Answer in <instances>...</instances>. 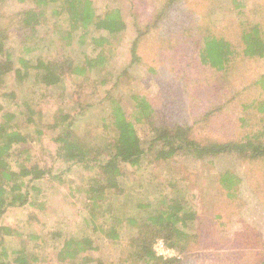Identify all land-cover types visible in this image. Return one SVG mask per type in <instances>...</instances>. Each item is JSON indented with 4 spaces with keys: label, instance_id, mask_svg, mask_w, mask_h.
Returning <instances> with one entry per match:
<instances>
[{
    "label": "trees",
    "instance_id": "1",
    "mask_svg": "<svg viewBox=\"0 0 264 264\" xmlns=\"http://www.w3.org/2000/svg\"><path fill=\"white\" fill-rule=\"evenodd\" d=\"M16 1L22 5L23 10L9 18L0 12V83L11 74L20 85L35 81L43 88L64 89L70 83L73 88L72 96L81 110L80 115L84 116L96 105L84 100L86 86L96 92L101 84L108 82L106 77L99 80L102 68L108 61L102 51L110 48L114 52L111 46L115 44L110 45L108 38L117 37L127 30L128 23L123 12L113 9L99 13L92 0ZM181 1L173 0L168 5L164 3L159 10L156 9L149 15L147 21L142 20L146 23L142 24L141 21L136 24V36L130 48L132 64L142 61L143 43H148L147 40L153 41L156 38L153 36L158 34L160 25L165 21H168L166 29L161 33L160 40L156 41L162 43L164 39L161 37H165L167 51L174 56L173 60L177 63L172 70L182 66L175 58L176 52L182 55L183 51L191 58H196L185 67L197 65L210 68L214 71L215 78H224L223 74H230L234 65L240 61L264 60V21L261 17H254L259 15L257 10L247 12L248 16L242 11L238 13L241 20L232 22L231 38L225 35V31L222 34L215 32L218 27L215 16L217 11H212L210 20L213 25L208 28L202 26V14H196L197 9H193L183 23L185 31L174 30L173 18L167 19L171 16V10L185 2L180 3ZM2 2L4 0H0V4ZM49 9L54 16H65L67 19L69 33L62 39L72 38L73 33L81 31L79 43L85 44L90 38L94 45L102 48L100 53L94 58L85 55L83 61L70 56L59 59L44 58L40 54L33 59L30 56L33 51L43 49L40 45L43 39H35L39 27L46 21ZM14 32L21 33L19 36L24 37L20 42L21 53L16 57L10 41ZM95 33H101V36L97 38ZM29 42L30 45L27 44ZM184 45L187 48L189 45V50L183 49ZM149 70L152 74L158 71L154 67ZM122 76L120 74L117 77V82ZM160 78L162 81L165 79ZM252 88L256 89L255 94L248 95L249 99L247 97L241 100V91L236 93L238 87L235 85L230 87L226 95L223 85H209L203 93L207 94L208 99H214L211 102L212 107L194 112V121L191 124L163 121L157 117L158 110L153 103L155 99L149 97L146 89L132 96L133 107L128 111L120 99L112 96L110 92L106 93L102 102H99L107 103L106 111L98 120V128L92 129L93 133H99L98 136H108L100 140L97 137L91 140L88 132L83 130L86 128L76 125L79 119L75 122L67 112H58L52 125L41 123L35 118L39 114L32 101H24L21 105L23 110L19 106L18 111H5L1 116L0 220L8 212L26 207L33 196L31 191L39 192L38 185L43 180L56 177L62 181L64 173L83 170L86 174L82 178L85 182L84 188L75 189L72 194L84 193V205L88 213L84 221L90 228L93 227L91 235L99 231L104 240L116 245L120 256L117 264H179V260L166 261L156 257L153 244L157 239H163L168 246L179 250L182 255L189 253L192 244L199 245L203 240L202 224H196L202 216L187 200L171 197V194L160 196L163 200L156 204L141 196L134 200L123 186L124 178H128L130 168L139 170L145 156L150 153L158 162H174L183 156L201 162L207 168L213 165L207 163V160L232 155L244 166L243 178L234 171H218L216 174L221 190L227 191L233 204L238 201V190L243 180H246L254 194L264 203V73L256 74L251 84L244 86L242 91L250 92ZM182 95L183 93L180 97ZM8 97L15 99L16 94L11 93ZM218 98L220 100L216 101ZM229 107L239 110L233 120L222 115ZM24 113L28 116L25 117ZM20 114L24 117L23 123L17 122ZM129 114L133 115L135 123L148 125L153 136L148 144L143 143ZM206 124L207 129L204 127ZM23 126L36 128L39 136L47 131L54 132L52 142L55 147L54 151L51 150L54 155H51L62 169L59 174L54 176L52 168L50 170L38 158L33 159L28 135L22 131L25 129ZM222 128L228 129L224 135H221ZM206 131L211 137H206ZM93 133L91 132L92 135ZM216 219L221 218L215 216L213 224ZM19 228L21 226L0 225V264L39 262L38 255L30 248L31 242L39 237L32 234L29 239H22L24 234ZM125 229L133 232L129 239H122ZM62 235L55 234L61 242L57 253L60 263L86 264L92 261L85 254L99 249L94 236ZM10 242H17L18 246L14 247Z\"/></svg>",
    "mask_w": 264,
    "mask_h": 264
},
{
    "label": "rangeland",
    "instance_id": "2",
    "mask_svg": "<svg viewBox=\"0 0 264 264\" xmlns=\"http://www.w3.org/2000/svg\"><path fill=\"white\" fill-rule=\"evenodd\" d=\"M99 13L108 10L120 9L128 23V28L117 37H109L111 48L103 49V56L108 59L107 64L102 68L99 78L106 77V84H101L96 92L86 86L84 90V100L91 104H96L84 116L80 115V109L76 105L72 96L73 88L70 83L67 86L57 89L43 88L35 81L26 82L22 85L16 83L15 77L11 74L0 83V122L5 111L16 110L24 101H32L34 109L39 114L35 118L48 125L55 123V117L61 112L72 115L77 126L83 125L86 128L91 140L95 137L107 138L108 136L97 135L93 130L98 128V120L106 111V102H102L106 93L120 99L126 111L133 106L132 96L146 89L150 98L158 110L157 117L163 121L193 123L194 112H199L205 107L211 106L214 99H208L203 93L209 85H223L225 95L232 85L238 87L239 99L245 100L248 95L255 94L252 91H242L244 86H248L253 81L256 74L264 73V60L260 61H240L234 65L230 74H223L224 78L216 77L214 71L204 66L185 67L196 58L183 51L182 55L176 52V58L181 63L177 70H172L177 63L167 51V41L160 40L161 33L166 29L168 21L160 25L158 34L153 37V41L147 40L143 43L141 53L142 61L138 64L131 63L130 48L132 40L136 36V24L142 20L147 21L151 13L159 10L162 5H168L173 0H92ZM185 1V2H184ZM235 1V3L233 2ZM184 2V3H183ZM178 8L171 10L173 18L172 28L185 31L183 23L187 20V14L191 10L197 9L196 14H202L201 23L203 28H208L212 24L210 16L212 11L218 21L215 32L232 38V22H238L241 18L239 12L249 15L247 12L257 10L259 15L254 17L264 21V0H182ZM23 10L21 4L16 0H4L0 4V12L9 18ZM232 10L233 13H232ZM218 15V17H217ZM142 24L146 22H141ZM140 24V23H139ZM170 24V23H169ZM69 24L65 16L56 17L49 9L46 21L39 27L37 39H43L40 44L41 50L33 51L30 56L41 55V57H51L53 59L70 56L71 58L83 61L86 56L96 57L101 47L94 45L90 38L85 44H80L78 38L81 31L73 33L72 38L62 39L68 36ZM62 31V33H59ZM68 32V33H67ZM21 33L14 32L10 38L11 48L15 57L21 53L20 42L24 39L19 36ZM107 36L106 33H103ZM152 35V34H151ZM99 38L101 33H95ZM158 36V38H157ZM72 43L71 45L69 43ZM30 45L31 43H27ZM34 45V44H32ZM70 45V46H68ZM185 46V47H184ZM182 48L189 50L186 45ZM40 51V52H38ZM156 54H159L156 57ZM178 55V56H177ZM188 56V57H187ZM194 65V64H193ZM154 67L156 74L149 70ZM17 68V65H15ZM232 68V65H231ZM123 74L120 81L117 77ZM160 77H165L164 81ZM68 88V89H67ZM218 92L219 88H217ZM156 90L155 92H153ZM209 92V91H207ZM223 92V93H224ZM16 94L15 99L8 97L9 94ZM177 93V94H176ZM183 95L180 97V94ZM160 94V96L158 95ZM221 95V93H219ZM158 95V96H157ZM233 96V95H232ZM229 97V95H228ZM250 97V96H249ZM249 97L247 99H249ZM220 100L218 98L216 101ZM11 108V109H8ZM239 110L232 107L224 110V117L233 120ZM59 112V113H58ZM25 117L28 114L24 113ZM134 122V117L129 114ZM23 115H18L17 122L23 123ZM57 119V118H56ZM135 123V122H134ZM136 129L144 144H148L152 135L148 125L135 123ZM25 128V126H23ZM208 128L207 124L204 126ZM93 129V130H92ZM22 131L28 135L31 155L33 159H40L42 164L50 170L52 168L54 176L60 173L59 167L53 156L55 137L54 132H48L39 136L36 128H25ZM228 129H221L224 135ZM91 132L94 134L92 135ZM218 134V132H216ZM206 137H211L209 133ZM54 155V153H53ZM177 161V162H176ZM176 161L158 162L153 154L145 156L139 170L130 168L128 178H124V188L127 194L134 200L138 197L149 199L152 204L162 201L160 196L171 194V197H181L194 206L196 211L202 216L196 224L202 227L203 240L199 245L192 244L189 253L182 255L179 264H263L264 262V203L254 194L246 180H243L238 190V201L232 204V199L227 191H222L219 186L217 172L226 170L234 171L243 178L244 166L232 155H223L215 159L207 160L211 164L208 168L201 162H195L187 157H179ZM63 172V171H62ZM260 172L257 171V173ZM85 171L74 170L66 172L62 176V181L56 177L43 180L39 185V192L31 191L33 194L31 201L26 207L8 212L0 220V225H16L24 234L22 239H29L30 235L39 237L35 242H31V250L38 255L37 264H62L57 259V253L61 247L59 238L55 234H63V237L91 235V228L84 219L88 216L84 205V193L72 194V191L84 188ZM219 183V184H218ZM35 192V193H34ZM233 205V206H232ZM217 216L214 224L213 218ZM92 237L97 240V251H90L88 255L92 261L86 264H117L120 256L118 248L110 241L104 240V236L99 231L93 233ZM133 232L126 230L122 239H129ZM14 247L17 242H10ZM179 251V250H178ZM78 264V263H74Z\"/></svg>",
    "mask_w": 264,
    "mask_h": 264
},
{
    "label": "built area",
    "instance_id": "3",
    "mask_svg": "<svg viewBox=\"0 0 264 264\" xmlns=\"http://www.w3.org/2000/svg\"><path fill=\"white\" fill-rule=\"evenodd\" d=\"M153 250L156 257L163 260H180L182 258L181 253L166 244L163 239H157L153 244Z\"/></svg>",
    "mask_w": 264,
    "mask_h": 264
}]
</instances>
